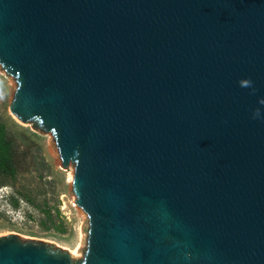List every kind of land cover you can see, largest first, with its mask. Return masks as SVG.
<instances>
[{
	"label": "water",
	"instance_id": "1",
	"mask_svg": "<svg viewBox=\"0 0 264 264\" xmlns=\"http://www.w3.org/2000/svg\"><path fill=\"white\" fill-rule=\"evenodd\" d=\"M0 67L88 216L0 264H264V0H0Z\"/></svg>",
	"mask_w": 264,
	"mask_h": 264
},
{
	"label": "rangeland",
	"instance_id": "2",
	"mask_svg": "<svg viewBox=\"0 0 264 264\" xmlns=\"http://www.w3.org/2000/svg\"><path fill=\"white\" fill-rule=\"evenodd\" d=\"M16 83L0 67V116L18 136L23 155L14 178L0 175V235L16 233L24 239L54 242L68 249L86 244L88 216L75 206L72 191L74 168L61 167V160L50 133L19 122L8 110ZM19 192L25 194L24 198ZM72 253V252H71Z\"/></svg>",
	"mask_w": 264,
	"mask_h": 264
},
{
	"label": "trees",
	"instance_id": "3",
	"mask_svg": "<svg viewBox=\"0 0 264 264\" xmlns=\"http://www.w3.org/2000/svg\"><path fill=\"white\" fill-rule=\"evenodd\" d=\"M18 136L26 137L22 132L12 131L0 116V175L2 176L14 178L20 171L23 155L20 151ZM19 193L29 201L25 194Z\"/></svg>",
	"mask_w": 264,
	"mask_h": 264
},
{
	"label": "bare ground",
	"instance_id": "4",
	"mask_svg": "<svg viewBox=\"0 0 264 264\" xmlns=\"http://www.w3.org/2000/svg\"><path fill=\"white\" fill-rule=\"evenodd\" d=\"M71 179H72V175L70 174V175H69V180H71ZM78 249H80L79 246L73 248V249L71 250L72 254H75V255H76Z\"/></svg>",
	"mask_w": 264,
	"mask_h": 264
}]
</instances>
